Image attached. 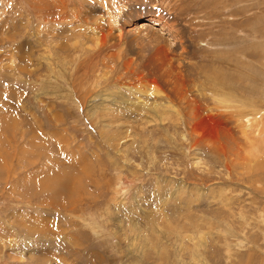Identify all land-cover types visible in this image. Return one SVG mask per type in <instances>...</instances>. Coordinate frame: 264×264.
Returning <instances> with one entry per match:
<instances>
[{
  "label": "rangeland",
  "instance_id": "rangeland-1",
  "mask_svg": "<svg viewBox=\"0 0 264 264\" xmlns=\"http://www.w3.org/2000/svg\"><path fill=\"white\" fill-rule=\"evenodd\" d=\"M0 264H264V0H0Z\"/></svg>",
  "mask_w": 264,
  "mask_h": 264
},
{
  "label": "bare ground",
  "instance_id": "bare-ground-1",
  "mask_svg": "<svg viewBox=\"0 0 264 264\" xmlns=\"http://www.w3.org/2000/svg\"><path fill=\"white\" fill-rule=\"evenodd\" d=\"M136 17L137 16H134L132 17L131 19V22H134L136 21ZM138 17H140V15H138ZM139 19V18H137ZM130 22V21H129ZM103 36V35H102ZM149 83L155 85V81L154 80H150ZM177 81H174L173 82V87L178 89L179 87L177 86ZM133 91V90H132ZM177 98H179L182 102V100H184L183 103L187 104V107L188 108H191L192 104L189 103V100H188V95L186 94V92H184L183 90H175L174 91ZM141 92H138V96L136 97V103L139 104V101L144 99L146 97V94L145 95H141L140 94ZM151 93V95H150ZM147 95H150V99H149V102L147 103L148 104V108L151 110V111H154V112H157L159 109V107L161 109H173V108H177L178 105L172 100V98L167 94V93H163V91L158 88L157 86H155L154 90L149 92V94ZM144 102V101H143ZM179 108V107H178ZM199 108V107H198ZM186 115V113H185ZM187 116V115H186ZM190 117V116H189ZM200 118V117H199ZM216 121L214 119H212L210 116L206 117V119H201V121L196 124V126L194 127L195 131H199L202 133V137L206 139H213V136L216 132L215 130V127H216ZM219 124V127L221 126V123H218ZM205 127V128H204ZM241 128L242 129V132H244V134H246V131L248 130V126L246 124L243 123V125H241ZM225 130V128H224ZM223 130V131H224ZM226 131V130H225ZM55 177H59L58 174L54 175ZM64 176V175H63ZM66 178V177H65ZM59 179V178H58ZM57 179V180H58ZM60 181V179H59ZM61 182V181H60ZM65 182V181H64ZM65 186V185H64ZM64 188V187H63ZM67 188V187H66ZM60 189V188H59ZM66 190V189H65ZM62 192V191H61ZM60 192V193H61Z\"/></svg>",
  "mask_w": 264,
  "mask_h": 264
}]
</instances>
